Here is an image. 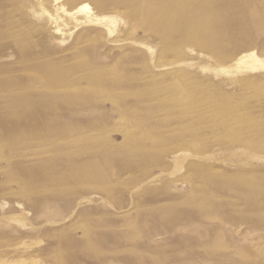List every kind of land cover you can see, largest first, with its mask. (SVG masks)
Instances as JSON below:
<instances>
[{
	"label": "rangeland",
	"instance_id": "1",
	"mask_svg": "<svg viewBox=\"0 0 264 264\" xmlns=\"http://www.w3.org/2000/svg\"><path fill=\"white\" fill-rule=\"evenodd\" d=\"M216 1L0 0V264H264V0Z\"/></svg>",
	"mask_w": 264,
	"mask_h": 264
},
{
	"label": "bare ground",
	"instance_id": "2",
	"mask_svg": "<svg viewBox=\"0 0 264 264\" xmlns=\"http://www.w3.org/2000/svg\"><path fill=\"white\" fill-rule=\"evenodd\" d=\"M216 2H217V4H218V6H219V4L222 2V0H217ZM165 4H166V3H165ZM180 6H181V5H180ZM180 6H179V7H180ZM182 7H183V5H182ZM216 8H217V7H216ZM219 9H220V7H219ZM217 11H218V13H221L218 9H217ZM229 11H230L229 14H231V15L234 13V11L231 10V9H230ZM221 14H222V13H221ZM175 18H176V16H175ZM175 18H174V19H175ZM176 21H177V20H176ZM179 21H180V20H179ZM193 22H194V21H193ZM169 24H170V23H169ZM198 25H199V24H198ZM232 27H233V30L235 31V34H236V35L239 34V33L242 31V29H244L243 26H241L239 22L234 23ZM175 29H176V28H175ZM202 30H203V26H202ZM202 33H203V31H202ZM257 99H258V98H257Z\"/></svg>",
	"mask_w": 264,
	"mask_h": 264
}]
</instances>
